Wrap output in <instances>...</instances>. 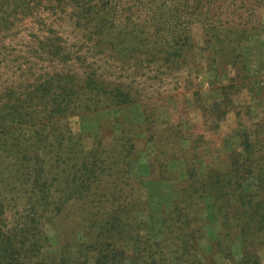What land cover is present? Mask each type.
Returning <instances> with one entry per match:
<instances>
[{
    "label": "trees",
    "instance_id": "1",
    "mask_svg": "<svg viewBox=\"0 0 264 264\" xmlns=\"http://www.w3.org/2000/svg\"><path fill=\"white\" fill-rule=\"evenodd\" d=\"M247 1L0 0V38L15 33L23 19H37L42 12L65 16L81 35L78 45L69 44L54 29L33 36L19 74L0 87V264H218L216 255L233 264H264V121L243 114L264 102V91L251 86L257 101H237L238 94L250 90L246 51L251 38L264 32L260 21L251 20L264 0H249L252 6ZM196 28L203 38L205 67L217 73L209 80L210 89L218 94L210 105L202 102L200 89L193 92L203 104L199 109L205 132L217 133L235 112V138L223 137L222 156L212 160L203 146L205 135L195 134L192 126L171 123L168 133L161 135L148 126L146 142L155 149L147 156L144 173L139 163L141 136L134 130L152 122V108L146 115L141 111L140 124L130 122L129 132L105 135L97 130L98 147L115 140L123 158L120 177L109 189L115 193L135 187L130 181H136L140 194L133 212H95L84 241L51 248L44 225L67 220L64 205L98 187L114 157L99 158L92 150L81 154L83 136L72 134L70 117L106 110V100L119 106L133 104L137 98L132 91L145 88L148 74L185 71L196 78ZM41 59L48 62L38 67L36 60ZM97 62L108 65L104 68L116 71V76L111 79L113 73L107 75ZM125 69H131V78ZM219 69L227 82L216 85ZM122 78L128 81L119 82ZM64 153L69 158L62 159ZM57 165L66 168L60 184L73 185L64 196L52 189L59 181L53 175ZM144 181L164 187L174 181L180 184V196L162 206L158 231L152 225L149 198H143ZM92 200L94 207L102 206L98 198ZM209 202L222 240L209 238L204 229ZM120 205L121 210L132 208L124 201ZM9 207L14 212H7ZM205 238L210 241L208 254L200 250ZM129 242L136 243L137 250H130Z\"/></svg>",
    "mask_w": 264,
    "mask_h": 264
},
{
    "label": "rangeland",
    "instance_id": "2",
    "mask_svg": "<svg viewBox=\"0 0 264 264\" xmlns=\"http://www.w3.org/2000/svg\"><path fill=\"white\" fill-rule=\"evenodd\" d=\"M251 3H255L252 0ZM249 0L247 4L252 6ZM227 15H230L227 13ZM40 17L37 19H23L18 23V27L15 33L6 37L0 38V48H5L0 51V87L16 78V72L18 70L19 63L23 62V58H26L28 51L33 44V36H44L49 34V30L54 29L58 31L69 44L78 45V40L81 37L80 31L72 27L67 21L65 16L59 17L57 15H48L45 12L40 13ZM237 18V17H236ZM252 21H260L263 26L264 31V7L260 9L257 16L251 19ZM195 46L194 50L197 57V74L196 78L189 72H179L174 73V75H163L161 72L159 76L145 75L144 78H150L146 82L144 89L139 87L133 89V95L137 100L132 104L127 105H114L110 101L106 100L103 106H108L106 110H101L97 113H89L83 115H73L69 119V127L73 135L82 134V146H80V153L84 154L87 150H92L95 152L96 156L99 158L103 157H113V163L106 166L104 169V176L102 177L101 183L96 187L95 185L91 188L90 192L84 198H78L73 196L70 203H67L63 207V212L68 213V219L62 220L61 222L52 221L51 223L45 224L43 230L48 235L50 244H52L53 249H56L60 244H67L69 242L77 243L85 240V232L90 230V223L93 222L95 218V212H133V203L136 197L138 188L136 186V181L132 180L130 183H134V186H126L121 191L109 187L115 185L116 181L120 177V170L122 167L123 158L119 156V151L116 150L118 144L113 140H110L109 145L106 147H98V137L95 135L96 131L102 129L105 135H110L114 132V135H121L123 132H129L132 129L130 122H134L137 125L141 123L140 115L141 111L144 109V115L148 114V109L152 108L154 117L148 120L146 123H142L139 127L135 128V135H140L141 140L139 141V146L141 152L139 153V163L142 164L143 172H147V156L150 152H153L155 147L152 143H147L145 135L147 134L146 127H150L158 131V134L168 133L171 123L176 124L177 122L183 123L187 126H192L195 134H204L205 143L204 148H207V155L212 160H217L222 156L223 146L221 145V140L223 137L232 136L235 138L236 128H237V117L235 112H231L227 118L222 122L220 130L212 134V132H205L203 126L201 112L199 107H202L204 103L212 102L217 93L212 91L209 86V80L217 77V73L207 71L205 67V57L204 52L201 49L203 45V38L200 29L196 28L194 30ZM247 60L249 64V91H245L238 94L237 101L241 104H253L257 101L251 94V86L259 85L264 91V32L259 35H255L251 38L248 43L247 49ZM83 54V52L81 53ZM82 56V55H81ZM46 59L36 60L37 66L41 64H46ZM48 60V59H47ZM89 61V60H88ZM87 61V62H88ZM102 66L103 72H107L109 75L111 72V79L116 76V71L108 70L102 62H97ZM128 77H132L131 69H125ZM221 76L217 79L216 85L219 83H226V75L219 69ZM19 73L17 72V75ZM119 82L122 80L128 81L124 78L118 79ZM192 80V81H190ZM3 83V84H2ZM200 89V96L202 97V102L197 96L193 94L196 90ZM137 90V91H136ZM139 90L142 94L139 97ZM137 92V93H134ZM134 100V99H133ZM249 112H243L246 117L252 120H256L257 117L264 121V102L257 105H252ZM142 107V108H141ZM156 118V119H155ZM245 118V117H244ZM170 121V122H166ZM166 122V123H163ZM148 124V125H147ZM174 126V125H173ZM214 133V132H213ZM93 134V135H90ZM78 139V138H77ZM113 150V152H112ZM69 158V154H62L61 158ZM72 162L70 161V165ZM134 166V165H130ZM53 175L59 178L56 185L53 186V190L58 196H64L70 190V188H64L60 184V179H63L66 175V168L64 165H57L53 167ZM70 176V175H69ZM143 198H149V211L152 221V225L155 230L158 231L160 228V215L162 212V206L165 202L174 200L180 196V184L179 181H174L167 185V187L150 184L147 181L141 183ZM110 193H114L115 206H111L109 200L112 198ZM98 198L102 202V206L94 207V200L92 198ZM120 201H124V204H128L131 209H120ZM56 211V209H55ZM7 212H14L11 207L7 209ZM206 217L207 222L204 225L209 238H214L215 240H222V228L215 210L211 208V203L209 202L206 207ZM43 224L41 225L42 229ZM56 234H59L57 238ZM142 236L145 235L144 231H140ZM76 244V245H77ZM75 245V246H76ZM75 246H73L75 248ZM130 250L135 251L138 245L133 242L128 243ZM210 249V241L205 238L200 241V250L208 254ZM215 261L218 264H233L231 260L225 259L222 255H216ZM264 262V255H263Z\"/></svg>",
    "mask_w": 264,
    "mask_h": 264
}]
</instances>
